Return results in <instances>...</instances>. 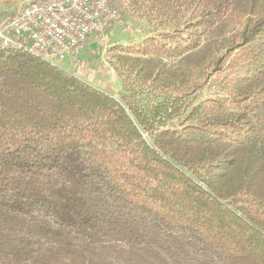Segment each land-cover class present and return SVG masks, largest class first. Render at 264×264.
Returning <instances> with one entry per match:
<instances>
[{"label":"trees","instance_id":"1","mask_svg":"<svg viewBox=\"0 0 264 264\" xmlns=\"http://www.w3.org/2000/svg\"><path fill=\"white\" fill-rule=\"evenodd\" d=\"M124 3L158 29L114 48L118 98L0 50V264H264V0ZM235 48L229 95L169 126Z\"/></svg>","mask_w":264,"mask_h":264},{"label":"rangeland","instance_id":"2","mask_svg":"<svg viewBox=\"0 0 264 264\" xmlns=\"http://www.w3.org/2000/svg\"><path fill=\"white\" fill-rule=\"evenodd\" d=\"M28 1L31 0H0V19L16 15L21 6ZM125 5L124 0L115 1V7L119 10L123 20L121 26L112 25L107 28L102 34L101 41H97L96 44L81 53L75 69L72 68L68 58L62 64L64 71L115 98H118L122 92V79L117 73V68H121L122 65L118 62L119 52L114 51V48L136 44L146 37L153 36L154 30L158 29L155 21H150L148 17L142 15L144 11L130 12L125 9ZM237 16L236 10L233 9L214 26L204 39L203 55L207 52L206 48L212 46L216 40L226 41L238 34L236 32L240 31L241 20L239 22ZM194 54H196V58L203 56L198 53ZM237 54L236 48L228 50L217 58L218 60L211 66L212 68H207L202 87L197 91L192 89L190 95H186L184 103H188L190 106L187 107L183 116L171 121L169 126L178 127L185 116L189 114L190 109L207 98L229 95L224 89L230 82L231 72L235 70L233 66L238 63ZM218 63L221 65L218 66ZM200 82L198 81V84H201ZM194 252L201 256H210L208 251L194 249Z\"/></svg>","mask_w":264,"mask_h":264},{"label":"built area","instance_id":"3","mask_svg":"<svg viewBox=\"0 0 264 264\" xmlns=\"http://www.w3.org/2000/svg\"><path fill=\"white\" fill-rule=\"evenodd\" d=\"M116 0H31L16 15L0 19V50L30 54L62 69L101 41L104 31L123 24Z\"/></svg>","mask_w":264,"mask_h":264},{"label":"crops","instance_id":"4","mask_svg":"<svg viewBox=\"0 0 264 264\" xmlns=\"http://www.w3.org/2000/svg\"><path fill=\"white\" fill-rule=\"evenodd\" d=\"M91 45H93V44H91ZM91 45L87 46L86 49L83 52H85L87 50V48L90 47Z\"/></svg>","mask_w":264,"mask_h":264}]
</instances>
